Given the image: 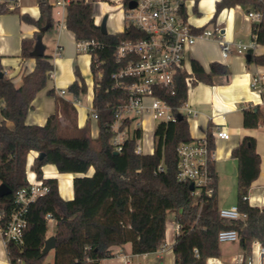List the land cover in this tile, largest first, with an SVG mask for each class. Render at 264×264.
<instances>
[{
	"label": "trees",
	"instance_id": "1",
	"mask_svg": "<svg viewBox=\"0 0 264 264\" xmlns=\"http://www.w3.org/2000/svg\"><path fill=\"white\" fill-rule=\"evenodd\" d=\"M109 1L71 0L66 6L65 16V25L78 44L95 42L100 46L92 51L91 59L95 83L93 109L99 115L96 140L87 130L81 136L62 133L58 114L52 115L44 126L26 123L33 100L46 88L54 70L51 56L34 58L35 69L22 76L18 87L13 79L0 76L3 117L0 125V182L12 190V195L0 199V209L8 214L14 206L16 191L27 185V158L31 151L45 154L43 159L39 156L32 166L38 178H43V169L48 165L55 166L60 174L76 175L72 200L62 198L57 179L44 180L49 191L28 207L24 243H9L6 248L9 263L47 264V255L43 256L42 251L49 238L50 221L56 224L53 264H103L115 257L113 247L128 243L132 244L133 255L153 254L166 244L170 213L174 214V220L180 226L173 245L175 264H207L211 258H221L218 235L223 230L232 229L239 233L246 260L254 241H259L264 247V209L253 207L248 202L249 190L261 169V157L256 151L254 138L244 137L232 152V158L237 160V206L241 213L247 214V219L237 221L220 216L215 162L209 165L213 177L211 186L215 189L212 196L202 191L196 198L190 185L178 179V148L181 144L195 141L185 115L182 114V120L177 118L176 122L161 124L155 130L153 154L135 153L137 142L142 138V130L138 128L125 142L123 150L115 155L111 126L119 107L127 101L124 91L112 88V75L124 67L123 62L116 61L115 51L123 41L140 39L144 35L135 27L126 28L121 33L102 35L95 23V7L100 2ZM132 1L136 0H122L126 7ZM37 4L40 11L37 19L16 11L22 22L37 28L32 38L21 42L20 58L23 61L32 58L39 30L51 29L54 24V7L49 0H37ZM237 5L246 11L262 14L256 33L258 44L264 46V0H220L216 3L211 22L223 10ZM2 58L0 56V72H4ZM248 63L264 66V54L253 55ZM99 72L103 73L102 77H99ZM191 74L195 77L194 83L211 85L215 76H229L231 70L226 65L213 63L210 71L206 72L199 61L193 60ZM76 75L77 81L69 91L79 98L86 95L88 89L78 70ZM187 76L186 71H179L174 88H154V94L172 107L177 115L187 103ZM53 94L54 90L48 91L49 96ZM7 121L12 123L11 127ZM130 122L127 119L125 124ZM243 126L247 129L264 127V114L260 107L243 111ZM206 140L209 148L215 150L210 129ZM161 165L163 171H157ZM91 169L94 172L89 176Z\"/></svg>",
	"mask_w": 264,
	"mask_h": 264
},
{
	"label": "crops",
	"instance_id": "2",
	"mask_svg": "<svg viewBox=\"0 0 264 264\" xmlns=\"http://www.w3.org/2000/svg\"><path fill=\"white\" fill-rule=\"evenodd\" d=\"M110 1L116 3L122 0ZM218 1L220 0H198L196 5L188 3L185 8L188 21L199 31L206 28L212 29L218 25L222 26L226 28L228 40L249 43L252 40V23L244 19L243 13L238 7L223 10L216 20L211 22L215 15ZM103 3L106 2H100L95 7V22L100 25L103 18L108 16L107 29L109 27V34L123 32L125 24L121 17L118 18L117 15L116 18L110 19V15L105 13L100 15L98 13ZM55 10L53 13V27L43 34V43L46 46L45 55L51 56L54 70L49 76L46 88L42 89L33 100L32 109L26 117V123L44 126L54 114H58L59 120L62 122L70 113H73L76 120V131L81 132L87 129L91 138L96 140L99 136L98 121H95V126L91 124L90 127L86 121L87 111H91L94 99L91 56L78 51V43L75 40V36L65 25L66 10L63 12V16H57ZM23 13L30 14L36 19L40 15L39 7L35 11L31 8L30 10H23ZM118 13L123 14L120 7ZM114 14L116 15V13ZM0 29H2L1 26ZM36 31L37 28L22 22L19 16L17 30L12 36L17 40L21 39L20 44L18 42V45H15L16 49L13 51L9 50V46L0 47L4 73L7 77L13 79L17 87L22 83V76L31 73L35 69L36 60L34 58L23 61L20 55L22 40L32 38ZM0 35H2V32ZM9 36L6 33L0 38ZM261 54H264V46L259 45L255 55ZM193 60L199 61L206 72L210 71V66L213 63L226 65L231 70V75L229 76H215L211 85L194 83L193 88L187 94V104L197 112L195 118L188 120L190 134L194 140H203L207 136L209 129L212 134L215 133L217 128L225 127L230 130L229 140L217 139L215 141V168L218 176L219 208H230L237 205L238 197L230 203L223 201L224 192L228 188L232 192L234 185L237 183V160L232 158V152L244 137H252L256 141V151L261 157V169L258 179L249 190L248 202L253 207L264 209V128L247 129L243 126V111L248 108L258 107L260 102V97L250 91L251 74L255 70L264 72V66L249 64L246 56L236 54L224 59L219 43L213 39H199L195 46L186 52L185 66L190 72ZM77 70L85 80L88 91L86 95L79 97L80 104L74 105L71 103L74 96L70 93L69 87L73 82L77 81ZM50 90H54L52 96L48 95ZM62 90H65L67 94L61 96L60 92ZM83 100H86V102L84 103ZM63 102L66 104H63ZM2 122L3 117L0 111V123ZM7 125L11 127L12 123L7 121ZM87 127H89V130ZM148 133L154 134L155 129L148 131ZM142 148L144 155L153 154L155 150L154 139L143 142ZM93 172L94 170L91 169L88 175L91 176ZM43 173L47 179L55 178L58 180L59 192L63 199H73V180L76 175L60 174L53 165L44 167ZM60 181L63 186V194L60 189ZM178 233L175 220L174 222H167L164 251L160 250L147 255H133L132 244L128 243L122 247H113L112 250L115 257L105 260L103 264H121L123 257L129 260V264H132L133 257L148 259L149 256H155L158 264H166L165 256L167 253L171 254V258H168L169 261L175 264L173 245ZM229 247L233 250V253L222 250L221 258H211L207 261V264H242L244 254L240 242L229 243Z\"/></svg>",
	"mask_w": 264,
	"mask_h": 264
},
{
	"label": "built area",
	"instance_id": "3",
	"mask_svg": "<svg viewBox=\"0 0 264 264\" xmlns=\"http://www.w3.org/2000/svg\"><path fill=\"white\" fill-rule=\"evenodd\" d=\"M198 0H136L137 6L134 9L126 7L122 1L116 2L123 12L126 28L135 27L144 36L140 39L123 41L115 51V58L118 63L123 62L124 67L112 75L114 81L113 89H120L127 94V101L119 107L116 120L111 126L113 137L111 144L115 152L123 150L125 142L132 137L131 123L138 120L145 113H152L155 130L161 124L176 122L178 115L173 108L154 94V88L172 89L175 85V76L179 71H186L188 76L185 79L187 92L194 85L195 77L185 66L186 52L195 46L199 39H213L220 45L221 54L224 59L236 54L240 56H252L256 54L259 44L257 42L258 26L262 21L260 12L246 11L241 5H237L244 16V19L252 23V40L249 43L242 41H230L226 35V28L216 26L212 29L197 30L187 19L185 8L187 4L196 5ZM68 0H49V3L56 9L57 16H63ZM23 0H0V14L21 11ZM96 23V22H95ZM96 25H98L96 23ZM99 26V25H98ZM95 42H83L77 45L79 52L91 56L92 51L99 48ZM98 66V65H97ZM99 72V77H102ZM123 78L128 81L122 80ZM93 85L95 88L94 78ZM99 86V85H97ZM250 91L260 97L258 107L264 114V72L255 70L251 74L249 83ZM67 92L62 90L61 96ZM152 100L147 106L146 101ZM79 105L80 100L75 97L71 101ZM2 106L0 107L1 111ZM253 108V107H252ZM187 119L195 118L197 112L187 103L180 109ZM135 115L137 118H131ZM91 117L99 120L96 110L91 108ZM130 119L129 125L125 121ZM1 125V123H0ZM139 128L142 130V138L138 140L135 149L136 154H143V121H139ZM214 142L217 139L229 140L230 130L228 128H217L213 134ZM40 153L31 151L27 158V185L16 191L14 195V206L6 214L0 209V238L5 249L10 242L17 245L24 243V231L27 225L26 212L31 203L38 198L45 196L49 188L45 185L43 178H38L32 170V166ZM178 179L187 184H194V196L198 198L204 191L207 196H212L215 189L212 184V173L209 165L215 162V150L209 148L206 137L203 140L181 144L178 148ZM157 171H163L162 165ZM1 185V182H0ZM220 216L226 220H245L247 214L241 213L238 206L220 209ZM50 217V216H48ZM176 229L180 226L176 223ZM220 244L240 242L239 233L236 230H223L218 235ZM164 251V248L162 249ZM245 264H264V247L259 241L252 243L251 254L244 260ZM242 263V264H243ZM19 264V263H18ZM123 264H129V260L123 257Z\"/></svg>",
	"mask_w": 264,
	"mask_h": 264
},
{
	"label": "rangeland",
	"instance_id": "4",
	"mask_svg": "<svg viewBox=\"0 0 264 264\" xmlns=\"http://www.w3.org/2000/svg\"><path fill=\"white\" fill-rule=\"evenodd\" d=\"M119 7L118 5H116L115 2H106L103 3L100 8H99V14L104 15V13L106 15H110V19H114L117 17L118 18H122L123 23L126 26V22H125V17L122 13H118L119 12ZM33 9L34 11L38 8V4H37V0H23L22 3V7H21V11L20 13L23 12V10H30ZM29 12V11H28ZM113 13H116V15ZM113 15V17L111 18V16ZM19 13H7V14H1L0 15V26L2 29H0V33L2 32V36L6 33H8L10 36L7 38H0V47L1 46H9V50L13 51L15 50L16 46L18 45V42L20 44V40L15 39V37L12 36L13 33H15V31L17 30V26L19 24ZM109 29V27H108ZM16 43V44H15ZM84 68V67H83ZM84 101V100H83ZM86 102V100L84 101V103ZM152 100L148 99L146 101V105L149 106L151 105ZM0 105H1V101H0ZM89 116V117H88ZM132 119L137 118L135 115L131 116ZM192 119V118H191ZM143 121V129L145 131H151L154 130V120L152 119V113H145L144 115L140 116L138 120H134L131 123V132H133L134 130L138 129V123L139 121ZM86 121L88 122V125L90 127V125L92 124L93 126H95V120L92 119L91 117V111L88 110L87 111V115H86ZM60 124H61V128L60 131L66 135L69 136H81L83 134V132L85 130H83L81 132V134L79 132L76 131V120H75V115L73 113H70L68 115V117L66 119H64L62 122L60 120ZM89 127L88 130H89ZM264 128V127H263ZM87 130V129H86ZM154 139V134L151 133H144L143 134V142H147L148 140H153ZM234 174V172H233ZM234 178V177H233ZM236 178V177H235ZM60 186H61V192L63 194V186H62V182L60 181ZM231 187V186H230ZM224 202L225 203H230L233 200H236L238 197V185L237 183L234 185L233 191L231 192V190L228 188V190H226L224 192ZM168 223L170 222H174V214L170 213L168 215ZM56 232V224L54 221H50L49 222V231H48V235L49 237L52 236L53 234H55ZM221 248L223 251L225 252H229V253H233V250L230 249L229 247V243H223L221 244ZM166 264H173L172 262L169 261L168 258H171V254L167 253L166 254ZM55 260V254L54 251H51L48 255H47V259H46V263L47 264H53ZM133 262L132 264H158V261L156 260L155 256H149L148 259H143V258H135L133 257ZM0 264H10L9 260H8V256L5 250V246L3 244L2 239L0 238Z\"/></svg>",
	"mask_w": 264,
	"mask_h": 264
},
{
	"label": "water",
	"instance_id": "5",
	"mask_svg": "<svg viewBox=\"0 0 264 264\" xmlns=\"http://www.w3.org/2000/svg\"><path fill=\"white\" fill-rule=\"evenodd\" d=\"M137 6V2L136 1H132L129 4V8L130 9H134ZM107 21H108V16H105L101 22V24L99 25L100 27V31L102 33V35H108V29H107ZM50 28L49 27H45L43 29H40L39 32L40 34L37 36V40H36V44L34 46V50L31 52V57L32 58H41L45 56V51H46V46L43 43V34L45 32H47ZM252 58L251 54H248L246 56V60L250 61ZM5 75L4 72H0V76L3 77ZM257 111V110H256ZM178 118L180 120L183 119V115L179 114ZM115 155H118V152H115ZM45 156V154H41L40 155V159H43ZM190 189L192 191L195 190L194 184H190ZM12 195V190L5 184H1L0 185V199L10 196ZM56 248V237L55 236H51L49 237L46 242H45V246L44 249L42 251V255L46 256L48 255L51 251H54Z\"/></svg>",
	"mask_w": 264,
	"mask_h": 264
},
{
	"label": "bare ground",
	"instance_id": "6",
	"mask_svg": "<svg viewBox=\"0 0 264 264\" xmlns=\"http://www.w3.org/2000/svg\"><path fill=\"white\" fill-rule=\"evenodd\" d=\"M146 133H148V131H146ZM121 264H123V258H122V263Z\"/></svg>",
	"mask_w": 264,
	"mask_h": 264
}]
</instances>
